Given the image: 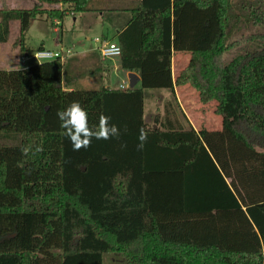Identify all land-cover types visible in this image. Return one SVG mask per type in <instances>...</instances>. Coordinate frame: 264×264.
<instances>
[{
	"label": "trees",
	"instance_id": "trees-1",
	"mask_svg": "<svg viewBox=\"0 0 264 264\" xmlns=\"http://www.w3.org/2000/svg\"><path fill=\"white\" fill-rule=\"evenodd\" d=\"M40 1L63 6L0 9V42L17 19L15 44L30 52L39 15L53 23L97 9L95 0ZM117 9L132 16L111 40L140 86L70 89L60 58L0 68V264H104L111 251L125 264H264L261 0ZM243 21L256 28L238 35ZM176 53L189 58L174 74ZM175 85L216 100L221 127L195 128ZM73 101L90 127L111 117L120 137L73 150L57 116ZM141 129L147 141L138 150Z\"/></svg>",
	"mask_w": 264,
	"mask_h": 264
},
{
	"label": "rangeland",
	"instance_id": "rangeland-1",
	"mask_svg": "<svg viewBox=\"0 0 264 264\" xmlns=\"http://www.w3.org/2000/svg\"><path fill=\"white\" fill-rule=\"evenodd\" d=\"M262 6L264 9V0H261ZM137 3L136 0H95V4L99 5L100 7H104L107 5L110 6H116V7H130L132 5H135ZM35 4H41L45 8H52V3L49 2H41L38 0ZM34 4V5H35ZM33 5V6H34ZM32 6V7H33ZM31 8V7H28ZM46 15H39L34 21L32 22V26L29 29L27 33V39L26 44L29 46V49L31 50L30 53H32L41 43V41L44 39L47 48H51L53 50H60L65 49V43L70 42L73 37L77 36L78 33H73L72 30L69 29L70 25L74 23V16L69 14V16L65 17V30L63 35V45H55L53 41V37L56 35L62 36L61 32H55L53 29V26L50 23L49 19L45 17ZM131 17L130 11H116L111 12V10H106L105 12V19L110 20L114 19L116 22L115 24H112L110 27L112 30H115L117 28L123 27L128 19ZM81 19H77V25L80 23ZM47 21V22H45ZM114 22V23H115ZM255 26H251L247 24L246 21H243L241 24V30L237 31L236 33L238 35L242 33H247L255 29ZM76 30H80L79 26L75 27ZM262 31H264V25L259 27ZM88 34L91 37V40H89L93 45H98L92 38L96 35V33H100L101 29L98 26H92L91 28H87ZM117 31V30H115ZM112 35V32H110V36ZM81 37L84 38L83 34H80ZM189 54L188 53H178L175 56V73H177L184 64L187 63ZM67 59V58H66ZM66 61V60H64ZM35 60L33 58H28L25 63H20L18 66L20 68L28 67L29 65L33 64ZM109 63L112 66V71L110 73L111 76V86L110 87H119L121 82H127L128 75L127 71L123 69L120 65V59L118 57L113 58L112 60H109ZM114 64L116 65V69L114 67ZM76 72L79 73L77 77H75V82L73 83V86L75 88H81V89H98L104 85V83L107 80L108 76L102 77L100 74H89L86 75L87 71L89 70V67L86 66L82 60H78L76 62ZM86 72L85 75H83V72ZM81 72V74H80ZM65 75L68 77V74L65 73ZM72 75V74H71ZM72 77H74L72 75ZM127 85V83H125ZM136 86H140V80L136 83ZM179 94H181L182 103L184 105V108L186 109L187 113L190 115V118L196 125L197 129L201 126H207L209 128H218L221 126L222 123V117L221 115L216 114L215 112V106L217 104L216 100L204 103L199 100V96L197 91H195L194 88H192L189 85H185V87L179 88ZM154 98L149 97L147 99V110H152L154 108ZM104 264H125L124 258L121 255V253L118 252H108L104 256Z\"/></svg>",
	"mask_w": 264,
	"mask_h": 264
},
{
	"label": "crops",
	"instance_id": "crops-1",
	"mask_svg": "<svg viewBox=\"0 0 264 264\" xmlns=\"http://www.w3.org/2000/svg\"><path fill=\"white\" fill-rule=\"evenodd\" d=\"M137 5L140 0H136ZM38 0H0V9L3 8H8V9H19V8H28L32 7L35 3H37ZM62 3H56L53 4V8H58L62 7ZM134 5H132L133 7ZM97 9L95 10H90V11H85V12H80L77 14L69 13L74 16V23L70 25L69 29L73 31V33H78L77 36L73 37V39L70 40V42L65 43V47H71L73 49L72 55H70L66 61V73L68 74V77L71 80V85L70 89L75 88L73 86V83L75 82V77L79 75V73L76 72V62L80 59L83 61V63L89 67V70L87 73L84 71L82 74L89 75V74H100L104 78V76H108L106 82L104 83L105 86H111V76L110 73L112 71V66L109 63V60H112L113 58H103L99 51L97 50V45H93L89 40H91L90 35L88 34L87 28H91L92 26H99L101 31L100 33H96V35L92 38L93 40L95 37L100 36L101 38L111 40L113 39L114 34L116 33L115 30H120L121 28H117L115 30H112L110 27L112 24L116 25V22L114 19L106 20L105 19V12L106 10H111V12H116V11H122L124 9H117V8H122V7H116L114 6H104L100 7L97 5ZM104 8V9H103ZM127 8V7H123ZM128 11V10H124ZM131 12V11H130ZM69 14L67 16H69ZM132 16V13H131ZM81 19L80 23L77 25V19ZM131 18V17H130ZM129 20V19H128ZM47 22V21H45ZM115 22V23H114ZM128 22V21H127ZM48 23V22H47ZM51 24V22L49 23ZM53 29L55 32L60 31L62 36L56 35L53 37V41L55 45H63V35H64V30H65V18L63 20H54L53 24ZM32 26V25H31ZM79 26L80 30H76L75 27ZM110 32H112V35L110 36ZM20 34V21L15 19L11 21V33H10V38L5 41V42H0V68L2 69H17L20 68L18 64L22 63L21 62V57L23 53L27 50H21L19 45L15 44V40ZM80 34L84 35V38L80 36ZM95 41V40H94ZM96 42V41H95ZM97 43V42H96ZM39 46H42L41 48H47L45 40L43 39L40 43ZM39 46L36 49H39ZM35 49V50H36ZM51 49V48H50ZM31 51V50H30ZM178 54V53H176ZM173 58V66L172 68H175V56ZM116 58V57H115ZM189 58V57H188ZM185 65V64H184ZM183 65V66H184ZM115 69L117 68L116 65L114 64ZM181 68V67H180ZM127 71V75H129L130 72H136V71ZM139 76L140 74L136 72ZM175 74V70L173 71ZM74 77H72V75ZM81 74V72H80ZM140 80V79H139ZM122 83V82H121ZM120 83V84H121ZM183 86H176L175 85V95L177 97V100L182 107L183 112L187 116V118L190 120V122L193 124L195 128L196 125L190 118V115L187 113L186 109L184 108V105L182 103L181 99V94H179V88ZM185 87V86H184ZM217 114V113H216ZM219 115V114H218ZM221 127V126H220ZM218 127V128H220ZM209 128V127H208ZM210 129H217V128H210Z\"/></svg>",
	"mask_w": 264,
	"mask_h": 264
},
{
	"label": "clouds",
	"instance_id": "clouds-1",
	"mask_svg": "<svg viewBox=\"0 0 264 264\" xmlns=\"http://www.w3.org/2000/svg\"><path fill=\"white\" fill-rule=\"evenodd\" d=\"M44 55L40 53L36 58L40 59ZM57 116L61 121V128L65 130L64 135L71 141L75 151L88 148L93 138L107 140L113 137L119 138L121 135L120 128L110 123L111 117L107 115L102 114L99 117L98 127H90L88 111L80 101L71 102L63 111H58ZM138 139L140 143L137 148L142 150L147 141V133L143 129L140 130Z\"/></svg>",
	"mask_w": 264,
	"mask_h": 264
},
{
	"label": "built area",
	"instance_id": "built-area-1",
	"mask_svg": "<svg viewBox=\"0 0 264 264\" xmlns=\"http://www.w3.org/2000/svg\"><path fill=\"white\" fill-rule=\"evenodd\" d=\"M94 40L98 43L97 50L103 58H115L121 55V46L116 41L108 39L103 40L100 36L95 37ZM40 53H43L45 55L40 59H37L36 57ZM72 53L73 49L71 47H65V49L62 48L60 50H53L49 48L36 49L32 53H30L29 51H25L21 57V62L25 63L28 58H33L35 61L38 62L52 60L56 58H60L64 61L66 60V58L72 55ZM125 83H127V85ZM119 87L122 89L128 88L129 79L127 80V82H122Z\"/></svg>",
	"mask_w": 264,
	"mask_h": 264
},
{
	"label": "water",
	"instance_id": "water-1",
	"mask_svg": "<svg viewBox=\"0 0 264 264\" xmlns=\"http://www.w3.org/2000/svg\"><path fill=\"white\" fill-rule=\"evenodd\" d=\"M128 79H129V87H134L138 82V80L140 79V76L136 72H130L128 75ZM81 168L83 171L86 170V166L84 165L81 166Z\"/></svg>",
	"mask_w": 264,
	"mask_h": 264
}]
</instances>
